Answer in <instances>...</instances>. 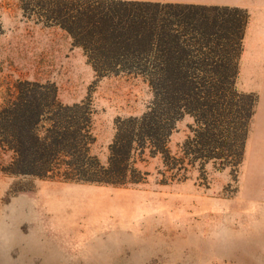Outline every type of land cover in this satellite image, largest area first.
Instances as JSON below:
<instances>
[{"label":"rangeland","instance_id":"rangeland-1","mask_svg":"<svg viewBox=\"0 0 264 264\" xmlns=\"http://www.w3.org/2000/svg\"><path fill=\"white\" fill-rule=\"evenodd\" d=\"M88 1H58L56 8L63 14L88 7L127 24L133 17L148 30L183 34L177 49L201 47L209 55L193 60L236 64L233 87L218 76L198 79L200 97L167 142L170 155L180 158L182 144L199 129L196 119H205L213 104L224 120V135L213 142L222 155L204 163L188 156L166 167L145 150L134 158L144 181L111 185L9 173L13 153L0 146V264H264V152L257 146L264 129V0L253 12ZM51 8L43 0H0V109L22 81L53 87L64 104L86 103L91 154L104 163L115 121L147 111L159 84L134 73L97 77L83 48L54 23L58 13ZM168 43L155 39L158 47ZM252 98L236 168L235 134Z\"/></svg>","mask_w":264,"mask_h":264},{"label":"trees","instance_id":"trees-1","mask_svg":"<svg viewBox=\"0 0 264 264\" xmlns=\"http://www.w3.org/2000/svg\"><path fill=\"white\" fill-rule=\"evenodd\" d=\"M43 1H47L53 7L52 11L58 13L54 23L65 29L73 43L81 46L91 59L97 77L134 73L144 76L153 87L155 83L159 84L160 89L156 90L155 87L153 103L140 116L115 121V132L108 145V157L101 163L91 154V110L86 103L64 104L51 86L38 82H18L16 96L0 109V146L13 153L6 168L9 173L63 181L123 185L144 181L143 172L134 166V158L145 150H148L150 156L159 154L166 167L174 159L179 164L184 163L188 156L194 160L201 159L203 163L221 157L222 147L213 142L218 133L224 135L220 130L224 120H221L223 115L213 104H208L205 119H196L199 129L182 144L180 158L170 155L167 142L176 121L185 113H191L189 104L195 103L200 97L198 79L218 76L226 80L228 87H233L237 74L236 64L227 66L193 60L204 59L209 55L201 47L189 51L179 50L177 44L184 39L183 34L166 28L159 32L152 28L148 30L145 24L134 21L133 17L128 24L114 22L110 12L102 13L88 7L77 9L74 13L68 11L61 14L62 9L56 8V2L68 3L71 0ZM110 3L123 5V8L159 5L149 2ZM80 20L84 22L83 25L78 24ZM157 37L165 43L169 40L170 43L158 47L155 44ZM152 58L158 60L157 63L145 62ZM182 59L190 63H179L178 60ZM211 88L209 85L208 90L212 92ZM247 95L253 96L252 93ZM252 115L253 98L242 115V129L235 134L239 141L231 158L232 166L236 168L242 160L244 140ZM205 149L212 152L203 153Z\"/></svg>","mask_w":264,"mask_h":264},{"label":"crops","instance_id":"crops-1","mask_svg":"<svg viewBox=\"0 0 264 264\" xmlns=\"http://www.w3.org/2000/svg\"><path fill=\"white\" fill-rule=\"evenodd\" d=\"M96 1L149 2V3L178 4V5H189V6L236 7V8L245 9L249 12H253V4L257 0H96Z\"/></svg>","mask_w":264,"mask_h":264},{"label":"bare ground","instance_id":"bare-ground-1","mask_svg":"<svg viewBox=\"0 0 264 264\" xmlns=\"http://www.w3.org/2000/svg\"><path fill=\"white\" fill-rule=\"evenodd\" d=\"M259 139L257 140V146L259 150L261 151L259 154L264 152V129H261L260 134L258 135Z\"/></svg>","mask_w":264,"mask_h":264}]
</instances>
